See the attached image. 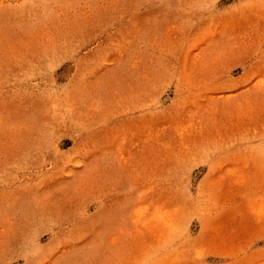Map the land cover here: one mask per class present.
I'll list each match as a JSON object with an SVG mask.
<instances>
[{"label": "rangeland", "instance_id": "1", "mask_svg": "<svg viewBox=\"0 0 264 264\" xmlns=\"http://www.w3.org/2000/svg\"><path fill=\"white\" fill-rule=\"evenodd\" d=\"M0 264H264V0H0Z\"/></svg>", "mask_w": 264, "mask_h": 264}]
</instances>
